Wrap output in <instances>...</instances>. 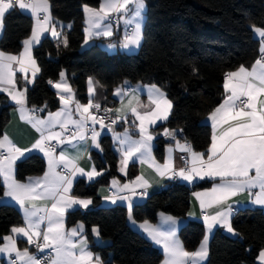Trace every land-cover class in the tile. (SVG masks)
I'll return each mask as SVG.
<instances>
[{
    "label": "trees",
    "instance_id": "16d2710c",
    "mask_svg": "<svg viewBox=\"0 0 264 264\" xmlns=\"http://www.w3.org/2000/svg\"><path fill=\"white\" fill-rule=\"evenodd\" d=\"M101 0H49L55 19L64 27L60 38L46 36L34 48L39 75L27 87L26 100L30 107L52 111L60 106V98L49 81H56L65 71L78 99L87 101V79L92 77L102 85L104 106H114V89L123 84H154L166 91L173 108L166 121L153 127L159 136L154 152L163 159L166 141L163 131L183 129L177 136L190 142L193 149L207 154L211 145L212 128L205 117L224 98L225 75L240 66H250L260 54L261 42L253 25L264 28V0H145L143 42L136 53L109 52L102 45L111 39H96L83 48L85 16L83 5L97 7ZM33 24L30 14L17 8L3 18L0 49L19 53ZM121 29L112 40L120 42ZM66 37L68 46L62 43ZM19 86L22 81L19 77ZM46 105V107H45ZM13 107L9 97L0 93V137L10 119ZM124 125V121L122 123ZM119 127V126H117ZM102 151H92L98 171L103 175L93 181L79 178L73 188L76 196H89L92 205L87 210L75 209L66 216L68 225L82 221L90 248L105 264H159L162 251L128 223V208L124 204L104 205L98 188L119 176L118 156L110 134L101 136ZM46 160L39 153L28 154L15 165L17 180L42 174ZM133 170L129 177L133 176ZM205 180L191 187L169 181L159 191L132 207L137 221H156L160 213L186 218L195 189L209 187ZM5 187L0 177V196ZM23 224L20 211L13 204L0 203V243L12 227ZM233 228L240 234L232 236L216 229L209 243V256L204 264H260L258 254L264 249V209L240 208L232 218ZM97 226L100 236L109 240L98 244L92 234ZM205 234L199 220L189 219L179 235L189 251H194Z\"/></svg>",
    "mask_w": 264,
    "mask_h": 264
},
{
    "label": "snow or ice",
    "instance_id": "6c2138e0",
    "mask_svg": "<svg viewBox=\"0 0 264 264\" xmlns=\"http://www.w3.org/2000/svg\"><path fill=\"white\" fill-rule=\"evenodd\" d=\"M17 6L20 10L30 12L35 19V26L30 38L23 41L24 49L20 55L0 51V90L8 93L11 100L18 105L20 119L31 124L40 136L30 148L18 147L7 134L0 137V175L3 176L5 184L4 196L16 202L23 213L24 221L23 226L11 228L12 235L3 237L7 243L0 246V253L8 256L10 264H104L100 256L88 250L86 238L79 241L74 239L81 236L83 226L66 230L64 219L66 212L74 206L87 209L92 204L91 199H81L70 194L73 180L77 176H83L91 181L103 175V171H97L95 165L89 171H85L77 164L76 161L80 158L79 142L90 141L92 146L102 151L98 140L100 131L96 126L99 125L101 131L105 128L110 129L118 121H126L127 115H117L115 119H111L110 124H105V120L109 117L97 115L101 111V105L94 103L92 99L96 92L95 85L99 82L94 83L93 79L89 78L90 98L87 104L76 102L75 112L79 114V119H73V113L68 109V105L72 103L74 94L66 82L65 73L61 72L60 83L53 84L52 81L49 83L68 93L67 96H60L65 108L56 113H49L47 120L34 116L33 113L43 109L35 106L27 107V88L22 90L17 88L13 65H18L19 71L24 73V79L31 83L32 81L28 80V72L31 71L34 80L40 71L32 55L33 45L40 43L44 33L50 32L53 37L60 38L61 32L57 31V24L52 21L49 0H0V29L3 27L5 14ZM145 6V0H102L99 8L83 5L89 25L85 28V43L97 36L111 37L113 35L111 21L115 18L117 24L123 20L126 25H134L131 32L124 36L122 47L125 49L139 47L142 40V13ZM67 27L70 28L71 25ZM252 27L261 38V57L250 69L240 66L238 70L226 73L224 89L228 95L210 114L209 119L212 121L214 131L206 158L204 152L194 151L187 141L181 144L176 140L177 133L183 132V129L165 128L163 135L175 140L176 147L181 152L188 153V157L185 158L186 166L177 170L171 155L173 148L169 147L167 163L162 166L157 165L152 156V141L155 136L149 130V126L168 119L173 107L172 101L156 85H151L147 89L149 101L147 106L139 104V97L136 94L138 89L129 90L125 87L127 81L115 89L116 96L130 97L129 111L134 117L133 123L139 121L136 127L140 137L138 140H133L127 129L123 133H114V138L121 145L120 171H125L129 161L138 159L141 164L147 163L149 167L155 168L162 177L179 178L189 183L197 178L206 177L219 178L221 181L210 193H195L200 201L202 218L207 228L197 250H186L177 238V221L174 217H165V221L171 224L166 231L148 226L147 222L142 226L149 237L157 245L162 246L165 255L163 264H203L209 255V234L217 226L227 233L239 236L232 225V217L236 209L232 203H229L231 198L247 192L251 204L264 206V28L255 25ZM60 28L63 30L64 25L61 24ZM62 43L65 47L68 46L66 37L63 38ZM134 100L137 101L138 107L149 110L138 111L137 107L132 106ZM112 111L109 108L103 109L106 114ZM121 111L120 108L115 110L117 114ZM56 125L60 126V132L52 131ZM69 125H72L74 130L62 139L64 132L69 130ZM53 140L57 141V145L65 143L70 145L78 154L70 158L62 150L59 156H56L55 146L50 143ZM33 149L43 152L48 158V171L43 177L29 178L28 183H21L15 178L16 162ZM61 166L64 169L63 173L56 171ZM149 186L143 175L123 185L113 180L112 187L116 191L105 199L113 204L118 200L126 201L131 212L133 197L146 196V189ZM137 189L143 191L138 193ZM254 189L258 191L254 193ZM125 192L127 195L120 194ZM40 201L51 203L50 206L47 203L40 205L37 203ZM208 209L215 211L208 214L206 211ZM188 215L192 216L193 213L190 212ZM93 232L99 236V229L94 228ZM15 237H24L27 243L33 245L39 252L49 249L54 255L38 258L31 254L28 248L23 250L18 248ZM258 260L260 264H264V249L260 250Z\"/></svg>",
    "mask_w": 264,
    "mask_h": 264
},
{
    "label": "crops",
    "instance_id": "0c3cea01",
    "mask_svg": "<svg viewBox=\"0 0 264 264\" xmlns=\"http://www.w3.org/2000/svg\"><path fill=\"white\" fill-rule=\"evenodd\" d=\"M102 3V0L100 1V4ZM100 4L97 6V7H92V8H99ZM91 7V6H89ZM130 7H132L130 5ZM18 10H20L18 8V6L16 7ZM20 11H23V12H26L28 14H30L29 11L27 10H20ZM50 11H51V8H50ZM31 15V14H30ZM51 16H52V21L54 23L57 24V31L58 32H62L61 28H60V25H64V27H67L68 25H71V24H65V23H62L60 22L59 20L55 19V17L52 15V11H51ZM84 16H85V28L89 27L88 23H87V14L84 12ZM31 17L33 18V24H32V28H31V32H32V29L33 27L35 26V19L34 17L31 15ZM131 18V17H129ZM120 26H121V35H120V42L117 43L115 42V40H112V38L115 37L116 35V32H115V27L114 25L112 24V31H113V35L111 37H106V36H97V37H93L92 39L88 40L87 43H85V40H86V33L84 32V43L83 45L85 46H88L90 43H92L94 40L96 39H111V40H107L105 42H103V46L104 48H106L109 52H117V51H123V52H126V53H136L138 52V50L140 49L141 45H142V42H143V34H142V40L140 42V45L139 47H130V48H123L122 47V42H123V38L126 34H128L126 32L127 28L129 26H132L134 27V25H126L123 20H120ZM105 23H108V21H105ZM143 23V22H142ZM69 28V27H68ZM85 31V30H84ZM141 31H143V26L141 27ZM3 32V27L2 29H0V36ZM31 32L29 34V36L26 38H30L31 36ZM255 35L260 39L261 41V38L255 33ZM46 36H50L52 38H56V37H53L51 35L50 32H47V33H44L41 38H40V43L42 41V39ZM39 43V44H40ZM39 44H34L33 45V48H32V55H33V58L35 59L34 57V48L39 45ZM110 45H115V47H110ZM23 49H24V46L22 48V50L19 52V53H9V52H4L3 50L0 49V51L6 53V54H11V55H20L22 52H23ZM36 61V59H35ZM256 61V60H255ZM255 61L250 65V66H244L245 68H248L250 69L253 64L255 63ZM36 64L38 66V63L36 61ZM14 69H15V80H16V85H17V88L22 90L23 88H27L28 86L32 85L33 82L35 81V79L33 80L32 78V75H31V71L28 72V80H31L32 82L31 83H28L25 79H24V73H21L19 71V68H18V65H13ZM39 67V66H38ZM239 68L233 70V71H236L238 70ZM65 73V76H66V82L67 84L71 87L72 89V93L74 94L73 96V101L71 104L68 105V109L72 111L73 113V119H79V114L75 112V105H76V102H79L80 104H87L88 103V100H89V92H88V79H87V101L86 102H82L78 99V96H77V92L75 90V88L71 85L68 77H67V74L65 71H63ZM39 75V72L36 74L35 78ZM19 77L22 81V85L19 86ZM92 78V77H90ZM94 83L97 82L94 78H92ZM61 82V79L59 78L58 80L54 81L53 84L55 83H60ZM225 83V82H224ZM52 84V87L53 89L55 90V92L57 93V95L60 96L61 95H65L67 96L68 93H64L62 92V90L60 89H57L53 86ZM121 85H124L121 84ZM119 85V86H121ZM151 85H154V84H146V83H137V84H134V85H131L132 89H138L137 91V95L139 97V104H142V105H149V101H148V94H147V89L149 86ZM96 86V92H95V95L92 97L93 99V102H98L100 104L102 103H105V100H106V95H105V91L104 89L98 84L95 85ZM117 86V87H119ZM130 85L127 84L125 85L126 88H128ZM157 87H159L158 85H156ZM116 87V88H117ZM224 87V86H223ZM115 88V89H116ZM163 92L166 93L165 90H163L161 87H159ZM115 89L112 93V98L113 100L116 101L115 105L112 106V110H113V114L116 118L117 115H127V120L124 121V120H120L118 121V125L116 126H119L120 123H122V121H124V127H117L115 130H113L112 128L114 126H112L110 129L109 128H105L104 130H100V127L99 125L96 126L97 130L100 131V136L98 137V140H99V143H100V139H101V136L105 133H108L111 135L112 139H113V142H114V151L116 152L117 156H118V172H119V176L117 177H114L111 179L110 183L107 184V185H103V186H100L98 188V196L100 197L101 199V202L104 204V205H115V204H124L127 208V202L124 201H117L115 204L111 203L110 200H106L105 197L106 196H111L113 192L116 191V189H114L112 187V181L113 180H117L119 182L120 185H123L125 183H129L131 181H134L136 179L137 176H141L143 175V177L149 182V187L146 189L147 191V195L146 196H140V195H137L135 197H133V200H132V207L135 203H138V202H142L144 201L151 193L153 192H156V191H159L161 190L165 185L166 183H168L169 181H178V182H181L183 184H186L188 186H195V184L199 183V182H202V181H205V180H208V181H211V184L209 187H206V188H201V189H195L192 191L191 193V202H190V207H189V211H188V214L191 212L193 213L192 216H187L186 218H181V217H176V216H173L171 214H168V213H160L157 220L156 221H149V220H145V221H137L134 217H133V214H132V208H131V212H129V209H128V223L129 225L137 230L138 232H140L141 234H143L147 239H149L151 241V243L158 247L162 253H163V259L161 260V262L159 264H163V261L165 259V255H164V252H163V249H162V246L160 245H157L148 235V233L144 230V227H142L143 225H145V222H147V225L148 226H151L153 228H158L160 230H163V231H166L168 230L170 227H171V224L170 222H166L165 221V217H174L177 221V225H176V235H177V238L181 241V243L183 244L184 248L186 249L180 235H179V230L180 228L186 223L187 220L189 219H194V220H199L201 221L204 226H205V234L207 232V228H206V224L202 218V213H201V208H200V201L199 199H197L195 193H210L212 188L219 184L221 181L219 178H204V179H199L197 178L196 180L192 181L191 183L187 182V181H184L182 179H179V178H168L167 176H160L157 171L155 170V168L153 167H149V165L147 163L145 164H141L139 162L138 159H135L133 161H129L128 165H127V168L125 169V171H120V168H121V164H120V161H121V158H122V154H121V151H120V148H121V145L119 144V142L114 138V133H123L125 131L126 126H130L134 129L135 132H131L130 130H128V133L129 135L131 136V138L133 140H138L140 137H139V130L138 128L136 127V125L139 124V121H136L135 124L133 123V120H134V117L133 115L131 114V112L129 111V105H128V99L130 98L129 96H116L115 95ZM0 93H4L8 96V93L3 91V90H0ZM224 98L223 100L226 98V96L228 95V93H226L225 89H224ZM167 95V93H166ZM9 97V96H8ZM167 98L169 99V97L167 96ZM11 103L13 104V107L11 108L10 110V119H9V122L7 123V125L5 126L4 128V132H3V135L4 134H7L9 136V138L18 146V147H21V148H30L32 146V144L37 140L39 139V136H40V133H38L36 131L35 128H33L31 126V124L27 123L26 121L24 120H21L20 119V114L19 112L17 111L18 109V105L15 104V102H13L11 100V98L9 97ZM223 100L221 101V103L223 102ZM123 102V103H121ZM220 103V104H221ZM219 104V105H220ZM218 105V106H219ZM132 106L134 107H137V110L140 111V112H143V111H146V110H149L148 108H142V107H138L137 105V101H133V104ZM217 106V107H218ZM27 107L29 108H32L30 106H28L27 104ZM111 107V106H110ZM65 108V105L61 102V99H60V106L55 109V110H52V111H47V112H42V111H38V112H35L33 113L34 116H36L37 118L39 119H43V120H47L48 119V115L49 113H56L58 111H61L62 109ZM122 109L121 113L117 114L115 112L116 109ZM173 108V107H172ZM215 110V109H214ZM212 110L206 117H205V122L209 123L211 128H212V132L214 131L213 129V124H212V121L209 119L210 117V114L214 111ZM172 111V110H171ZM160 122H163V121H157V123L155 125H151L149 126V130L154 134L155 138L153 139L152 141V156L154 157V160H155V163L157 165H164L167 163L168 161V158H169V152H168V149L169 147H172L173 148V152L171 153L172 155V159H173V162H174V167L178 170L179 168L181 167H185L186 166V157H188V153H184V152H181L177 147H176V143H175V140L171 139L170 141H168V143L166 144L165 148H164V155H163V159L162 160H158L156 155H155V152H154V146L156 145V139L157 137L159 136L157 133L153 132V127H155L158 123ZM68 127H72V125H69ZM52 131L54 132H60L61 131V128L59 125H56L55 128L52 129ZM65 134V132H64ZM64 134L62 136V139L65 138L64 137ZM2 135V136H3ZM1 136V137H2ZM176 140H179L181 144L185 143V141L181 140L177 135H176ZM51 144L55 143L56 145V148H55V155L56 156H59L60 152L62 150H64L67 155L71 158V157H75L78 153H77V150L73 147H71L70 145L68 144H61V145H57V141L53 140L50 142ZM74 143H76L74 141ZM190 143V142H188ZM80 144V147H79V153H80V158L76 161L77 164L81 167V168H84L85 171H89L91 169V167L93 165H95V162L93 160V157H92V151L93 150H96V151H101L100 149H97L95 148L94 146L91 145L90 141L88 143H85V142H79ZM191 144V143H190ZM192 146V145H191ZM101 148V146H100ZM193 148V147H192ZM194 150V149H193ZM196 151V150H194ZM196 152H199V151H196ZM31 153H39L41 154L45 160H46V169L45 171L42 173V174H38V175H33V176H29L26 180H23V181H20V180H17L21 183H28L29 182V178H40V177H43L44 176V173L46 171H48V158L44 155L43 152L37 150V149H33L32 152L30 153H25V157L28 155V154H31ZM25 157H22L20 160L24 159ZM207 157V154L205 156V158ZM18 160V161H20ZM17 161V162H18ZM16 162V163H17ZM62 167V166H61ZM61 167H58L56 169V171L58 172H61L60 171V168ZM96 167V165H95ZM63 168V167H62ZM97 169V168H96ZM133 170V173L134 175L129 177V173L130 171ZM98 171V170H97ZM62 173V172H61ZM1 179H2V182L4 184V179H3V176L0 175ZM98 177V176H97ZM97 177H95L93 180H95ZM16 178V177H15ZM79 178H85L87 181H89L86 177H83V176H77L74 180H73V184H72V189H71V195L72 196H75V197H78V198H81V199H91V197L89 196H76L73 194V188H74V185L76 183V181L79 179ZM91 180V181H93ZM4 187H5V184H4ZM143 191V189H137V192H141ZM256 191H258V189H254L253 192L255 193ZM121 195H127V193H120ZM236 201H239L240 203L237 204L235 203ZM0 203H10V204H13L15 207H17V209L20 211L21 215H22V218H23V213L21 211V209L19 208V206L16 204L15 201H13L10 197H6L4 196V194L2 196H0ZM38 204L42 205L44 203H47L49 206H50V201H40V202H37ZM229 203H232L233 204V207L234 209H236V211L234 212V214L240 209V208H243V207H257V208H261V209H264V206H259V205H253L249 202V194L247 192H244V193H241L239 194L238 196L236 197H233L231 198V200L229 201ZM92 204L89 205L88 208L91 207ZM87 208V209H88ZM75 209H81L83 211L87 210V209H84L82 207H79V206H74V208L72 209H69L66 214H65V219H64V223H65V229L66 230H69L71 228H75V227H78V226H83V231H82V234L81 236H78V237H74L75 240L79 241L80 239L82 238H86L87 240V248L89 251L93 252L95 255H98L100 256L98 253L94 252L91 248H90V244H89V241L87 239V235H86V225L84 222L82 221H78L77 223L73 224V225H68L67 222H66V216H67V213L69 211H72V210H75ZM208 212V214H212L214 213L215 209H208L206 210ZM233 214V215H234ZM130 216H131V219H130ZM233 218V217H232ZM134 221V223H133ZM23 224H24V221H23ZM22 225H19V226H23ZM17 227V226H15ZM43 227V226H42ZM98 229L97 226H93L91 231H92V234H93V238L94 240L100 244V245H106L109 243V240L107 239H103L101 236H100V233H99V236H97L94 232H93V229ZM223 229L219 226H217L216 228H214L211 232V234H209V243H210V239L212 237V235L214 234L215 230L216 229ZM224 230V229H223ZM226 232V230H224ZM227 233V232H226ZM204 234V235H205ZM230 234V233H228ZM8 235H12V233L10 232ZM7 235V236H8ZM232 235V234H230ZM234 236V235H232ZM204 238V237H203ZM16 239V243H17V247L20 248L21 250H23L24 248H28L29 252L31 254H34V251L31 247V245H29L26 241V238L24 237H15ZM203 240V239H202ZM5 243H7V241L3 240V242L0 243V246H3ZM209 243H208V249H209ZM200 245V244H199ZM199 247V246H198ZM198 247L195 249L197 250ZM187 250V249H186ZM194 250V251H195ZM189 251V250H188ZM35 255V254H34ZM54 255V253H52V256ZM15 256V254H13V257ZM209 256V255H208ZM101 258V257H100ZM208 259V258H207ZM207 261V260H206ZM204 261L203 264L206 262ZM259 261V260H258ZM260 262V261H259ZM0 264H10L9 262V258L6 254H2L0 253ZM105 264V263H104Z\"/></svg>",
    "mask_w": 264,
    "mask_h": 264
},
{
    "label": "built area",
    "instance_id": "2783aa9c",
    "mask_svg": "<svg viewBox=\"0 0 264 264\" xmlns=\"http://www.w3.org/2000/svg\"><path fill=\"white\" fill-rule=\"evenodd\" d=\"M111 23H112V24L114 25V27H115V32H116V33H119V32H120V29H121L120 22L117 24L116 21H115V18H114V19L111 21ZM132 28H133L132 26H129V27L127 28L126 32H127V33H130L131 30H132ZM260 57H261V53L259 54V56H258L257 59H259ZM128 89L131 90L132 87L129 86ZM94 103H98V102H94ZM99 104H100V103H99ZM100 105H101V111H100L99 113H97V115H101V116L106 115V116H108L109 119H106V120H105V124H110V123H111V119H115V116H114V114H113V111L110 112V113H107V114H106V113L103 112V109H104V108L112 109V107L104 106V105H102V104H100ZM38 109H39V108H38ZM118 123H119V122H117L116 124H114V125H112V126H116V125H118ZM112 126H111V127H112ZM68 128H69V130L65 132L64 137L69 136V135L71 134V131L74 130V128H72V127H68ZM52 145L55 146V148H56L55 143H53ZM60 171L63 173V172H64V169L61 167V168H60ZM31 247H32V249H33V251H34V254H35L38 258L43 259L44 257H50V256H52V253H53V252H52L51 250H49V249H46L44 252H39V251H38L33 245H31Z\"/></svg>",
    "mask_w": 264,
    "mask_h": 264
},
{
    "label": "water",
    "instance_id": "95a60500",
    "mask_svg": "<svg viewBox=\"0 0 264 264\" xmlns=\"http://www.w3.org/2000/svg\"><path fill=\"white\" fill-rule=\"evenodd\" d=\"M119 127L122 128V127H124V125L123 124H119ZM116 128H117V126H114L112 129L115 130ZM126 128L128 130H130L131 132H135L134 129L132 127H130V126H126ZM165 139H166V141H170L172 138L165 136Z\"/></svg>",
    "mask_w": 264,
    "mask_h": 264
},
{
    "label": "rangeland",
    "instance_id": "374dc122",
    "mask_svg": "<svg viewBox=\"0 0 264 264\" xmlns=\"http://www.w3.org/2000/svg\"><path fill=\"white\" fill-rule=\"evenodd\" d=\"M145 5H146V2H145ZM145 11H146V6H145V9H144V11H143V13H142V16H143V20H142V26L144 27V23H145V18H146V16H145ZM84 47H86L85 45H83V48Z\"/></svg>",
    "mask_w": 264,
    "mask_h": 264
}]
</instances>
